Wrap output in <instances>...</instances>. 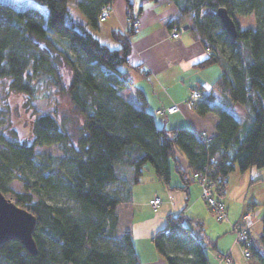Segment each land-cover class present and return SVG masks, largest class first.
<instances>
[{"label": "trees", "instance_id": "1", "mask_svg": "<svg viewBox=\"0 0 264 264\" xmlns=\"http://www.w3.org/2000/svg\"><path fill=\"white\" fill-rule=\"evenodd\" d=\"M173 1L178 18L187 21L192 36L208 51L195 65L221 66L210 85L220 101L208 94L195 109L217 116L206 143L189 126H158L141 89H134L136 101L120 92L133 84L126 65L134 30L112 29L116 48L88 30L98 27L102 7L112 0H79L75 15L68 0H33L47 10L45 17L32 7L0 3V80L5 92L23 94L26 108L35 99L52 102L53 94H67L73 113L81 116L74 140L54 111L27 117L29 138L15 128L0 131V190L36 216L33 237L38 248L31 255L19 240H9L0 245V264H138L130 231L117 234V206L128 195L129 184L139 181L146 163L157 179L184 191L193 172L213 164V175L226 177L223 193L234 168L264 167V0ZM220 7L235 22V39L222 26L216 13ZM237 14H252L254 25L241 26ZM175 19L168 28L178 24ZM54 34L81 54L83 67ZM60 63L70 69L67 84L61 81ZM234 103L245 109L242 122L229 110ZM50 144L60 153L36 150ZM179 155L185 158V169ZM173 173L178 186L170 184ZM14 180L23 191L11 187ZM113 183H121L122 189H109ZM55 195L72 200L74 210L50 202ZM260 220L257 249L251 254L257 264H264V215ZM186 221L192 219L183 211L170 214L152 242L167 264H207L205 245Z\"/></svg>", "mask_w": 264, "mask_h": 264}, {"label": "crops", "instance_id": "2", "mask_svg": "<svg viewBox=\"0 0 264 264\" xmlns=\"http://www.w3.org/2000/svg\"><path fill=\"white\" fill-rule=\"evenodd\" d=\"M112 8V12L105 20L109 19L111 23L120 25L122 29L125 26L126 9L130 8L138 18V25L130 37L131 50L126 68L132 79V85L139 82L135 88L143 91L146 108L154 113L155 109L165 108L173 102L180 105V110L174 113H154V116L161 115L163 117L160 126L167 128L189 126L196 132L205 131L208 135L214 134L217 116L213 112L199 114L183 103L189 90L197 85H203V96L211 94L214 96L215 102H219L221 96L216 90L210 88L211 83L218 75L204 74L206 69L213 68L215 64L205 68L195 65L207 56L208 51L192 36L187 21L178 18L176 3L173 0H113ZM174 19L180 25L177 38H172L169 35L168 23ZM126 88L121 89L122 95L136 101L134 90L130 89L129 91V87L127 90ZM229 110L240 122L243 121L245 115L243 105L234 103L229 106ZM179 162L180 166L185 169L186 161L181 155H179ZM241 172H243L241 175L243 177L246 170ZM255 175L254 178L243 177V183L247 186L249 182L260 178L258 171H255ZM228 182L229 174L222 194V201L227 212L226 219L217 220L218 222L212 221L209 228L205 229L204 223L206 219L208 220L209 215L205 202L200 196V187L197 182L191 180L186 191L181 188H171L165 184L164 190H161L163 196H161L160 208L154 215L138 224L135 233L133 224V237L135 235L137 239L144 240L149 248L152 245V233L156 227L158 230L165 227L170 214L183 211L186 217L192 219L186 223L192 232L197 231L195 237L205 245L207 264H248L242 255L240 246L234 243L231 227L240 219L247 205L253 203L256 206L258 200L253 195L248 197L246 192L240 195L233 193L235 185L229 187ZM170 184L174 186L180 184L176 173L171 175ZM154 195L158 194H151L149 200ZM261 214L264 215V212L261 211ZM260 230L261 225L256 230L257 237ZM133 237V246L139 255L138 245L134 244ZM222 255L229 257L231 262L220 261ZM188 256L192 257L191 254Z\"/></svg>", "mask_w": 264, "mask_h": 264}, {"label": "rangeland", "instance_id": "3", "mask_svg": "<svg viewBox=\"0 0 264 264\" xmlns=\"http://www.w3.org/2000/svg\"><path fill=\"white\" fill-rule=\"evenodd\" d=\"M78 1L79 0H68V6L71 10V13L74 15L77 13L76 3ZM0 3L11 5L16 9H26L32 7L35 8L37 11H39V13L44 17L47 14V10L43 6H40L35 2H33V0H0ZM237 19L241 26L254 25V16L252 14L249 15L237 14ZM113 28L120 30L124 29V27L122 29L120 25H114L109 21V19L98 20L97 28L88 26V30L96 38H98L100 42L106 44L110 48H116L118 47V42L111 35V30ZM54 36L57 37L62 42V44H64L69 48V50L76 56L78 64L83 67L84 63L81 54L75 52L71 46L67 45L63 37L57 34H54ZM223 56L226 60L229 57V51L227 49H225ZM205 71L206 72H204V74L209 73L212 76H214V74L216 76L221 72V66L219 64H215L213 68L206 69ZM59 73L61 76V81L64 84H67L70 78V69L65 63H60ZM138 83L139 82H136L135 85L128 86L129 88L128 87L127 88L129 89V91L130 89L134 90L135 87L138 86ZM3 87H4L3 81L0 80V131L6 128H15L18 130V132L23 138H29L30 136H29V129L27 126V117L30 116L33 112L46 114V113H53L54 111L55 117L58 119V121L63 122L64 127L67 130L68 134L74 140L78 132V128L80 127L81 124V116L73 113L72 103L67 94H53L52 99L54 98V100L53 101L51 100L53 104L52 102H49L45 98L35 99L31 102L32 106L26 108L25 96L23 94L7 93L5 92V89ZM155 120L157 125L160 126L163 117L161 115H157L155 116ZM30 140L31 138L29 139V141ZM36 150L40 152L43 151L49 152L51 154L60 153L56 144L36 146ZM255 171L259 172L260 178L255 181L249 182V184L246 186L243 183V177L246 178L250 176L251 178H254L256 176ZM242 173L243 172H241L238 168L229 173V182H228L229 187L235 185V188L233 189V193L240 195L246 192L248 194V197L253 195L256 198V200H258L257 201L258 204L256 205L257 208L260 209L262 212H264V167L249 168L243 174L244 175L243 177L241 176ZM164 186L165 184L161 180L156 178L151 164L146 163L139 181L136 183L129 184L128 195L126 197H122L121 202L117 206V213L119 218V222L117 226L118 235L122 234L125 231H130L131 236L133 237L132 235L133 224H134V233H135L137 232L138 224H140L141 222L145 221V219L154 215L155 212H153V210H151L152 208H150L148 205L149 197L151 194L156 193L161 198V196H163L161 190H164ZM11 187L15 191H23L22 184L17 180H14L11 183ZM108 188L122 189V184L113 183L109 185ZM5 196L10 200L16 202V199L12 195L6 194ZM49 201L56 202L59 205L68 206L73 210L75 208V204L73 203V201L62 195L50 196ZM205 207L209 217L208 220L206 219L204 223L205 226L204 228L208 229L210 224H212L211 223L212 221L218 222L221 220L217 221L215 215L209 210L206 202H205ZM188 215H191V213H188ZM260 225H261V220L257 221L252 228V232L255 238L257 237L256 230ZM156 230H158L157 227ZM154 232L152 233L153 235ZM193 232L194 234L197 233L196 230H194ZM133 240H134V244H136V246L138 245V249H137L138 250L137 252L139 253L138 261H137L138 264H167V260L165 256L158 252L152 241H151L152 245L149 246L148 248L146 242H144V240L137 239L135 235L133 237ZM183 254L184 253H182V255ZM246 261L248 264L249 262H251V260H246ZM252 262L255 263V260H252Z\"/></svg>", "mask_w": 264, "mask_h": 264}, {"label": "built area", "instance_id": "4", "mask_svg": "<svg viewBox=\"0 0 264 264\" xmlns=\"http://www.w3.org/2000/svg\"><path fill=\"white\" fill-rule=\"evenodd\" d=\"M112 11V3L108 2L102 7L99 14V20H105L107 16ZM125 26L123 31L135 30L138 25V18L135 16L130 9L126 10L125 16ZM180 31V25L174 23L169 28V35L172 38H177ZM203 96L202 90L198 87H193L190 89L188 95L183 100L184 105L189 109H196L198 100ZM180 110V105L177 102L171 103L165 108L155 109V114L163 113H174ZM198 136L203 143L208 142L211 139V135H208L205 131H199ZM214 165L207 164L204 165L200 171H195L192 173V179L197 182L200 187V193L203 200L208 205L209 210L215 215L217 220L226 219L227 212L226 206L222 201L223 194V182L226 177L220 174H214ZM172 200V197H170ZM162 199L158 195H154L150 200V207L154 212L158 211ZM262 217L261 210L255 205H247L245 210L242 212L240 219L232 225L231 229L234 235V243L240 246L243 257L246 260H251L249 264H256L252 262L251 251L252 249H257L256 239L252 234V227L259 221ZM220 261H225L230 263L231 260L227 256H220Z\"/></svg>", "mask_w": 264, "mask_h": 264}, {"label": "water", "instance_id": "5", "mask_svg": "<svg viewBox=\"0 0 264 264\" xmlns=\"http://www.w3.org/2000/svg\"><path fill=\"white\" fill-rule=\"evenodd\" d=\"M216 13L230 38L235 39L237 30L233 18L224 7L218 8ZM35 226L36 216L7 198L0 190V245L16 239L31 255H36L38 248L33 237Z\"/></svg>", "mask_w": 264, "mask_h": 264}, {"label": "bare ground", "instance_id": "6", "mask_svg": "<svg viewBox=\"0 0 264 264\" xmlns=\"http://www.w3.org/2000/svg\"><path fill=\"white\" fill-rule=\"evenodd\" d=\"M113 1V0H112Z\"/></svg>", "mask_w": 264, "mask_h": 264}]
</instances>
